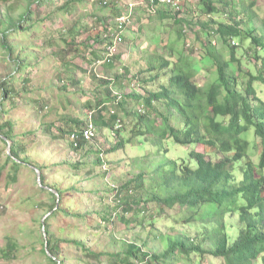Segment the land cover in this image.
<instances>
[{
    "label": "trees",
    "instance_id": "obj_1",
    "mask_svg": "<svg viewBox=\"0 0 264 264\" xmlns=\"http://www.w3.org/2000/svg\"><path fill=\"white\" fill-rule=\"evenodd\" d=\"M44 2L28 0L27 8L18 20L8 22L0 35L6 56L13 53L14 48L7 45V31H18L22 22L29 20L26 17L31 16V5L35 9ZM197 2L198 9L194 12L199 11L201 16L191 20L197 22L200 47L190 52L198 54L200 64L211 68L213 75L200 68L190 54L185 56L178 52L174 59L173 53L180 50L172 49L173 43L169 41L172 33H166L165 26L158 24L153 30L158 33L157 28L163 27L162 34L166 35L165 40L161 38L162 48L148 41L150 44L139 54V63L134 61L140 67L132 79L137 87L141 86V91L132 90L122 101V94H114L112 88L122 81L118 73L111 79H98L103 90L95 93L96 107H89L93 109L90 121L65 120L68 129H61V132L69 137L73 133L78 135L76 144L71 141L72 148L82 147L87 142L83 130L92 123L99 131L107 127L113 132L116 141L107 152L127 147L144 151L142 157L137 155L143 165L139 173L125 183L127 192L118 196V208L113 210L114 213L108 206L91 212L64 213L79 219L83 226L88 225L87 222L97 223L94 233L77 230V237L71 231L68 237L54 238L49 235L47 224L44 225L45 238L49 236L46 248L42 243V252L51 264H65L71 259L80 264H103L104 257H107L104 264H177L182 258L192 260V256L198 258L197 264H205L202 259L205 255L217 258L219 264H264V98L256 87V84L262 85L264 90V15L260 16L256 0ZM67 3L64 6L69 8L71 2ZM102 5L108 8L109 15L95 17V20L103 31L94 32L92 27L81 25L69 28L63 40L67 49L59 54L79 55L81 51L76 40L84 34L86 40H93L98 45L105 42L109 53L111 48L127 45L130 40L137 47L139 31L143 27L149 28L148 24L155 19L172 21L177 36H184L183 28L191 25V20L186 21L178 11L172 12L163 5L148 17L143 16L147 19L144 23H141L142 16L138 18L141 25H138L137 35L131 30L132 25L126 24L125 36L119 34L117 28L111 29L109 16L116 19L128 11H122L119 0L103 1ZM156 6L159 4L154 2L152 8ZM138 12L134 13L139 15ZM130 14L133 20L135 14ZM116 34H119L118 39L114 38ZM129 34L135 36L129 39ZM167 48L169 50L165 51ZM89 49L90 45L84 46V50ZM91 55L92 62L102 57L94 51ZM123 55L116 51L108 54L105 61L109 66L119 63L123 66L126 62ZM122 68V74H130L128 65ZM93 71L89 70L95 77ZM6 84L2 98L9 91L14 92L13 85L7 81ZM120 105L129 107L121 109ZM9 126V121L0 125V131L6 128L2 133L8 139ZM175 147L180 149L179 152ZM10 156L13 164L18 166L15 149L10 148ZM149 157L161 159L151 171L146 165ZM95 163L103 165L100 155ZM148 185L154 187L147 189ZM139 191L147 194L145 199H141ZM72 192L79 191L73 188ZM55 193L56 198L48 210L51 218L55 217L56 206L62 197L61 191ZM154 212L156 216L147 215ZM130 216L137 226L143 227L142 231L147 232L144 237L132 235L131 239L125 240V236H119L117 220L128 224ZM233 218L237 221L235 225L229 221ZM195 220L200 223L201 230H196L193 236L175 231L177 225L191 226ZM111 222L117 226L115 233L110 229ZM157 222L163 223L166 230L157 231ZM105 230L109 232L106 249L98 250L101 242L97 236ZM118 241L120 247H117ZM152 242L153 246H150ZM64 245L73 250V255L70 251L65 252ZM158 245H162L161 250ZM16 246L8 236L1 255L11 258Z\"/></svg>",
    "mask_w": 264,
    "mask_h": 264
},
{
    "label": "rangeland",
    "instance_id": "obj_2",
    "mask_svg": "<svg viewBox=\"0 0 264 264\" xmlns=\"http://www.w3.org/2000/svg\"><path fill=\"white\" fill-rule=\"evenodd\" d=\"M27 1L0 0V35L9 21L18 20L27 8ZM103 1L110 0H82L81 2L79 0H45L42 6L35 9L34 5H31V16L26 17L29 20L23 21L18 31L14 32V29L7 31V45L14 47L13 53L6 56L0 42V125L5 121L10 122L7 132L9 139L2 133L6 128L0 131V264H51L42 252V243L46 242L49 235L54 238L68 237L73 231L74 237H77V230L94 233L97 229V223L87 222L88 225L83 226L79 219L71 218L64 213L91 212L105 206H108L111 211L117 209L118 196L127 192L125 183L139 173L143 162L137 155L142 157L143 149H140L143 152H138L135 148L127 147L125 150L107 152V149L116 141L115 136L112 135L113 132L107 127L102 131L96 128V135L84 142L82 147L76 146L75 149L71 146L72 137L61 132V129H68L65 125L67 119L75 121L84 119L85 123L90 121L93 109L89 107H96L95 93L103 90L100 89L98 79H111L115 73H118L122 81L112 88L114 94H122V101L125 94H129L132 90L140 92L141 86L137 87L132 79V75L140 67L134 64V61L137 60L139 63V54L150 44L147 43L148 41L162 48L161 38L166 39V35L162 34L164 26V29L168 31H165L166 33H172V36L169 35V41L173 43L172 49L180 50L173 53V58H177L178 52L185 56L190 54L199 67L207 71L208 75H213L211 68L200 64L199 55L190 52L200 47L197 42L200 31L196 26V20H191L201 16L199 11L194 12L198 9L197 0H180L182 8L175 10L180 13V17L186 18V21L191 20V25L183 28L184 36H177V28L172 27V21L168 18L164 21L155 19L148 24L149 28L143 27L138 33V25H141L140 22L138 23V18L148 17L154 9L165 5L152 8L146 3L133 4L131 13L135 14L137 10L140 14H135L129 24L132 25L131 30H134L136 35L138 33L140 40L138 46L134 47L130 40L127 45L120 44L111 48L112 53L120 51L124 54L123 59L126 62L123 66H129V75L121 73L123 66L120 63L109 66L105 60L100 63L97 60L92 62L93 51L97 52L98 56H102L100 58L102 59L106 56L108 48L105 42L98 45L93 40H86V34L76 40V45L81 51L79 55L66 54V52L63 55L59 54L60 51L67 49L63 40L69 28L81 25L92 27L94 32L103 31V27L97 25L95 20V17L109 15L108 8L102 5ZM256 1L257 10L262 17L264 0ZM65 2H71L69 8L67 5L64 6ZM129 2L133 0H119L122 11H128ZM170 10L173 12V9L170 8ZM145 17L141 18V23L147 21V19L144 20ZM109 23L112 25L111 29H116L115 18L109 16ZM158 24L163 27H158L157 33L153 28ZM124 29L120 34L127 36ZM134 36L129 34V39ZM87 44L90 45V49L84 50ZM217 45L220 46L218 43ZM168 50L167 48L165 51ZM148 51L151 50L148 49ZM87 59H90V62ZM89 70H94L95 77ZM144 75L151 76V74ZM201 75H205L203 70ZM25 77L27 81L24 80ZM139 77L142 78V75ZM6 81L13 85L14 92L9 91L2 98V89L6 87ZM256 87L259 95L264 98L263 86L256 84ZM128 107L129 105L127 107L120 105L121 109ZM120 115L124 117L123 113ZM10 148L17 152L18 166L11 160ZM147 149L149 151L150 147L147 146ZM179 150L175 147L176 152ZM171 154L174 153L171 152ZM98 155L102 157L103 165L95 163ZM160 162V157H149L146 160L148 170L151 171ZM153 187L148 185L147 189ZM73 188H77L79 192L73 193ZM56 191H61L62 197L58 205L55 203L57 210L55 217L51 218L48 210L56 198ZM138 193L141 199L147 196L142 191ZM132 206L134 207L133 204ZM147 215L156 216L157 214L154 212ZM229 221L233 225L237 222L235 218ZM42 222L45 226L47 224L50 230L47 238L43 237ZM117 223L119 236H125L123 237L125 240L131 239L132 235L144 237L147 233L142 231L143 227L137 226L131 216L128 224L118 220ZM107 224L106 222L104 225ZM110 229L115 233L117 226L111 222ZM155 229L166 230L163 223L158 222L155 224ZM196 230L198 232L201 230L198 220H195L191 226L177 225L175 229L192 236ZM101 234L97 236L101 243L98 247L93 246L98 250L106 249L105 241L109 232L105 230ZM8 236L17 246L13 256L6 259L1 255V251L5 249ZM149 245L153 246V242ZM120 246L121 242L118 241L117 247ZM158 248L161 250L162 245H158ZM64 250L70 251L72 255L74 253L67 245H64ZM191 259L182 258L177 264H197L196 256H192ZM202 259L205 264H219V260L210 255H205ZM106 261L107 257H104L103 264ZM65 264H80V262L71 259Z\"/></svg>",
    "mask_w": 264,
    "mask_h": 264
},
{
    "label": "built area",
    "instance_id": "obj_3",
    "mask_svg": "<svg viewBox=\"0 0 264 264\" xmlns=\"http://www.w3.org/2000/svg\"><path fill=\"white\" fill-rule=\"evenodd\" d=\"M154 2H157L159 5H165V6H170L171 9L173 10H178L181 9V2L180 0H145V3L147 5H149L150 7L153 6ZM134 2H129L128 5V14L124 13L121 16H119L118 18H116V28L120 31L118 32L119 34L123 31L122 29L126 26V24L131 22V18H130V13H131V9L133 7ZM116 34L114 36L115 39H118V35ZM112 54V49L109 51V53L106 54L107 55ZM106 56H104L102 59H98L97 62L100 63L102 60H106ZM121 124H118L117 126H120ZM96 133V129L95 127L92 125V123H89L85 126L84 130H83V137L85 139H91L95 136ZM72 137V141L74 142V144L77 143L78 140V135L77 133H73L71 135Z\"/></svg>",
    "mask_w": 264,
    "mask_h": 264
},
{
    "label": "water",
    "instance_id": "obj_4",
    "mask_svg": "<svg viewBox=\"0 0 264 264\" xmlns=\"http://www.w3.org/2000/svg\"><path fill=\"white\" fill-rule=\"evenodd\" d=\"M36 171L38 172V170L36 169ZM37 180H38V183H39V176L37 177ZM42 232H43V236L44 237H46V234H45V229H44V224H43V222H42ZM46 242L44 243V246H45V248H46ZM46 252H47V254L49 255V252H48V250L46 249Z\"/></svg>",
    "mask_w": 264,
    "mask_h": 264
},
{
    "label": "crops",
    "instance_id": "obj_5",
    "mask_svg": "<svg viewBox=\"0 0 264 264\" xmlns=\"http://www.w3.org/2000/svg\"><path fill=\"white\" fill-rule=\"evenodd\" d=\"M133 2L136 3V4H143V3H145V0H133Z\"/></svg>",
    "mask_w": 264,
    "mask_h": 264
}]
</instances>
